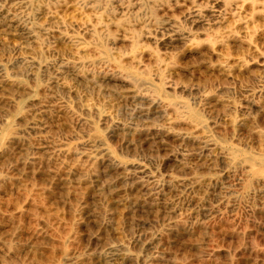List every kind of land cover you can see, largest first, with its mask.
Returning <instances> with one entry per match:
<instances>
[{
    "label": "rangeland",
    "instance_id": "1",
    "mask_svg": "<svg viewBox=\"0 0 264 264\" xmlns=\"http://www.w3.org/2000/svg\"><path fill=\"white\" fill-rule=\"evenodd\" d=\"M0 264H264V0H0Z\"/></svg>",
    "mask_w": 264,
    "mask_h": 264
}]
</instances>
